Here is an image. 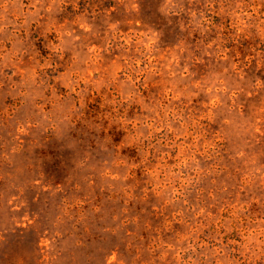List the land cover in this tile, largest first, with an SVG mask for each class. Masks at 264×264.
Returning a JSON list of instances; mask_svg holds the SVG:
<instances>
[{
    "label": "rangeland",
    "instance_id": "1",
    "mask_svg": "<svg viewBox=\"0 0 264 264\" xmlns=\"http://www.w3.org/2000/svg\"><path fill=\"white\" fill-rule=\"evenodd\" d=\"M33 256L264 264V0H0V264Z\"/></svg>",
    "mask_w": 264,
    "mask_h": 264
},
{
    "label": "trees",
    "instance_id": "2",
    "mask_svg": "<svg viewBox=\"0 0 264 264\" xmlns=\"http://www.w3.org/2000/svg\"><path fill=\"white\" fill-rule=\"evenodd\" d=\"M31 254H35V252H31ZM35 256H36V254H35ZM35 256H33V258H32V260L34 261V263L33 264H37L35 261Z\"/></svg>",
    "mask_w": 264,
    "mask_h": 264
}]
</instances>
